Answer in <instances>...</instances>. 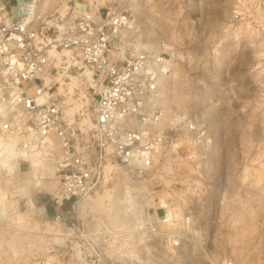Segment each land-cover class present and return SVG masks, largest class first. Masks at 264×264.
I'll use <instances>...</instances> for the list:
<instances>
[{"label":"rangeland","instance_id":"rangeland-1","mask_svg":"<svg viewBox=\"0 0 264 264\" xmlns=\"http://www.w3.org/2000/svg\"><path fill=\"white\" fill-rule=\"evenodd\" d=\"M123 1L128 43L171 54L159 90L164 111L196 117L206 142L193 160L167 168L175 183L154 173L128 178L105 164L73 209L53 207L49 165L34 198L47 202L39 200V219L23 211L27 190L10 195L0 213V264H264V0ZM67 2L55 0L44 23ZM73 78H65L75 92L65 108L75 115L90 102L78 97L85 79ZM20 179L30 182L26 173Z\"/></svg>","mask_w":264,"mask_h":264},{"label":"built area","instance_id":"built-area-1","mask_svg":"<svg viewBox=\"0 0 264 264\" xmlns=\"http://www.w3.org/2000/svg\"><path fill=\"white\" fill-rule=\"evenodd\" d=\"M40 1L0 0V208L10 191L19 197L27 190L23 211L39 219L46 206L33 195L49 165L57 181L49 193L55 207L68 203L73 209L95 189L105 164L117 165L128 178L154 173L177 182L167 168L181 157L193 160L207 131L196 117L162 107L159 90L172 72L171 54L128 43L131 16L123 0H68L64 12L45 23ZM84 70L90 80L80 81L78 97L89 106L69 114L66 99L75 92L66 75ZM50 140L54 155L46 147ZM4 161L16 167L8 169ZM24 173L30 181L25 186Z\"/></svg>","mask_w":264,"mask_h":264},{"label":"bare ground","instance_id":"bare-ground-1","mask_svg":"<svg viewBox=\"0 0 264 264\" xmlns=\"http://www.w3.org/2000/svg\"><path fill=\"white\" fill-rule=\"evenodd\" d=\"M55 0H42V2H41V4H40V12H41V14H43V15H45V13H47V9H48V7H50L51 6V4L54 2ZM63 3V2H62ZM62 5V4H61ZM64 74V73H63ZM62 74V75H63ZM79 75H82V77L85 79V81H89L90 80V75H89V72L87 71V70H84L83 72H81ZM66 76H69V77H71V80L73 81L75 78H73V77H75V76H71V75H66ZM72 83V82H71ZM73 84H71V86H72ZM168 87V86H167ZM69 88V90L71 89V87L69 86L68 87ZM67 112L69 113V114H72V112H70V111H68L67 110ZM86 121H88V119H86ZM10 145H13V143L11 142L10 143ZM47 149L48 150H50L51 152H52V155H54L55 154V152L57 151V146H56V144H55V142L54 141H52V140H50L49 142H48V144H47ZM14 164V166L16 167V163H13V161H12V163H9L8 161H4L3 162V165H5L6 167H8V169L12 166ZM36 165H38V163H37V160H36V163H35ZM13 182L14 181H8V183H10V184H13ZM14 188L16 187L15 185H12ZM14 191H16V189H14V190H12V191H10V193H11V195H14L15 197L17 196V194H16V192H14ZM128 189L126 190V192H127V199L125 200V201H128V203L130 204V198H129V196H128ZM5 212H6V203L3 205V210L0 208V213H4L5 214ZM6 215V214H5ZM65 230V229H64ZM66 231V230H65ZM54 235H67L66 233H54ZM55 239H56V237H55Z\"/></svg>","mask_w":264,"mask_h":264},{"label":"crops","instance_id":"crops-1","mask_svg":"<svg viewBox=\"0 0 264 264\" xmlns=\"http://www.w3.org/2000/svg\"><path fill=\"white\" fill-rule=\"evenodd\" d=\"M34 196V198H35V195H33ZM39 200L41 201V202H46V199L45 198H41V197H39ZM39 200H37L36 202H38L39 203ZM47 203V202H46ZM46 203H45V205H46ZM53 206V205H52ZM53 207H55V206H53ZM56 208V207H55Z\"/></svg>","mask_w":264,"mask_h":264}]
</instances>
